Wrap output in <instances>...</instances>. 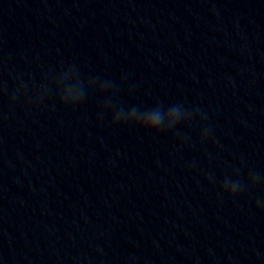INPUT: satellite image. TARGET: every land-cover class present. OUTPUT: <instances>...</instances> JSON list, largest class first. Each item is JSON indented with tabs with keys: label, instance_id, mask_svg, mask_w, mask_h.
Returning <instances> with one entry per match:
<instances>
[{
	"label": "clouds",
	"instance_id": "9594fccd",
	"mask_svg": "<svg viewBox=\"0 0 264 264\" xmlns=\"http://www.w3.org/2000/svg\"><path fill=\"white\" fill-rule=\"evenodd\" d=\"M97 84H98V87L93 88L92 90H94L98 93H107V92L111 91L112 95L115 96L117 91H118L116 86L111 81H107V80L100 81V82L97 81ZM113 90H115V91H113ZM86 92L82 91L79 93V99L73 105V107L78 105L85 98ZM58 98H59L60 102L64 104L60 95H58ZM105 104L109 105L112 109H115L118 111L122 110V107H118L116 104L113 103V101L111 99L105 100L103 108L105 107ZM164 107L165 106L163 105V103H161L159 101L157 102L155 107L148 108L145 110H140L137 107H133L134 112L141 111L142 114L147 117V119L143 120V121H127V120H124V121H121L119 123H123L126 125H136V126L144 128L148 131L165 132V131H170V130L175 129L176 126L179 123H181L182 121L183 122L194 121L196 118V115L199 112V109H196L193 111L186 110L181 103L174 104L168 108V112H167V118H171V122L169 124L165 125L166 115L163 111ZM111 123L116 124L117 122L114 121L112 118ZM207 133H208V130L205 129L204 134H202V136H201V140L206 139ZM258 180H259L258 176L250 173L247 186L242 181L237 180L235 182L231 181L230 184L229 183H223V188H224V190L227 191V193L230 196H235L239 191H244L246 187L254 188L257 185ZM256 203H257V206L264 208V203H262L261 201L257 200Z\"/></svg>",
	"mask_w": 264,
	"mask_h": 264
}]
</instances>
